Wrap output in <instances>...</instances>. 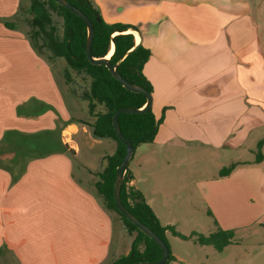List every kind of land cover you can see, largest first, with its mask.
Wrapping results in <instances>:
<instances>
[{
	"label": "crops",
	"instance_id": "0c3cea01",
	"mask_svg": "<svg viewBox=\"0 0 264 264\" xmlns=\"http://www.w3.org/2000/svg\"><path fill=\"white\" fill-rule=\"evenodd\" d=\"M130 1L135 20L103 18L137 27L129 32L151 51L144 74L161 122L154 141L134 152L129 184L162 225L175 229L176 219L162 223L161 215L174 193L190 192L189 179L205 177L199 161L206 153L227 159L210 180L196 182L201 202L203 193L210 196L214 217L223 218L211 233L235 232L222 252L214 249L223 254L215 264H264V159L256 162L264 141V0ZM19 6L20 0H0V142L19 133L52 140L44 154L19 160L0 154V264H107L116 259L114 218L86 184L92 175L78 162L91 161L71 144L80 128L70 120L52 66L25 32L4 22L13 21ZM184 165L193 173L180 180ZM188 201L199 208L195 195ZM172 254V264L183 260Z\"/></svg>",
	"mask_w": 264,
	"mask_h": 264
},
{
	"label": "trees",
	"instance_id": "16d2710c",
	"mask_svg": "<svg viewBox=\"0 0 264 264\" xmlns=\"http://www.w3.org/2000/svg\"><path fill=\"white\" fill-rule=\"evenodd\" d=\"M68 1L84 11L94 23L93 56L95 58L107 57L114 48L110 56L112 65H116L119 73L130 83L140 85L152 94V84L144 74V66L151 56V51L142 44H137L134 33L129 32L130 29L138 30L137 27L123 23H107L91 0ZM27 13L31 15L28 23L32 30L26 34L34 49L40 55L42 54L39 52V48L48 51L50 59L63 58L77 73L89 78L90 84L88 88H85L83 98L89 102L90 112L95 116V121L91 125L92 136L96 139H113L117 143L115 153L107 159L106 170L99 174L100 181L96 183L97 195L102 198L106 210L118 213L125 225L137 233L130 252L107 264L158 261L163 255L160 246L118 210L114 197L116 172L126 155V144L116 136L113 117L121 108H143L147 104L146 95L129 91L123 87L105 64L95 65L89 61L86 53L87 24L69 9L55 0H31ZM54 13L58 15V20L54 18ZM4 22L10 28L16 27L13 21L5 20ZM33 40L39 45L35 44ZM160 122L161 120L156 119L152 107L144 113H122L119 115L121 130L134 147L132 156L138 146L154 141ZM38 136L40 135H24L22 133L14 137L6 136L0 142V154L13 153L14 159L18 160L24 158V153L30 156L44 154V152L40 153L42 147L46 149L47 144L51 143L52 137ZM47 138L50 139L48 143ZM263 144L264 141L258 143L257 163L264 159ZM61 150L67 151L68 148L61 145ZM235 167V164L224 167L220 171V176H228ZM129 182L128 168L121 189V200L130 212L157 233L168 246V230L175 236L186 238L173 227L162 225L143 194L129 186ZM234 237L235 232L233 230L218 229L209 235L195 234L190 238L201 245H210L222 252L234 240ZM170 252L166 264L175 260L171 249Z\"/></svg>",
	"mask_w": 264,
	"mask_h": 264
},
{
	"label": "rangeland",
	"instance_id": "374dc122",
	"mask_svg": "<svg viewBox=\"0 0 264 264\" xmlns=\"http://www.w3.org/2000/svg\"><path fill=\"white\" fill-rule=\"evenodd\" d=\"M92 3L99 9L101 15L107 21H113L116 18L127 17L130 20H135L129 4L132 1L127 0H97L96 3L91 0ZM31 5V0H20V6L18 13L12 18L13 22L16 24L17 28L25 33H29L32 28L28 23L31 15L27 13ZM127 6L123 11L119 9ZM262 9L264 10V1L262 2ZM54 18L59 19L58 15L54 13ZM261 24V39L264 45V18L260 21ZM34 41V40H33ZM35 44L39 45L36 41ZM264 47V46H263ZM39 52L44 56L47 62L52 66L56 79L61 87L62 94L66 100L67 106L70 109V120L75 121L80 128L79 133L73 137L71 144L74 146L78 145V151L84 156L88 157L87 160H79L84 168L90 170L92 177L86 180V184L97 193V188L95 185L96 181L100 180L99 173L104 172L107 167V159L110 155H113L116 150L117 143L113 139H96L92 136L91 125L95 121V116L90 112L89 102L83 98L85 88H88L90 80L87 76L77 73L63 58L50 59L48 51L39 48ZM86 128V132L84 131ZM81 133V135H80ZM83 146V147H82ZM69 148V147H68ZM73 148H71L72 150ZM140 149L136 148V154H139ZM211 154L206 153V159L199 161V169L203 167L205 172V177L200 175L192 177L189 179V190L182 192H175L172 200L169 202L171 205L169 211L166 214L161 213L162 223H165L172 218H175V230L185 236L186 238H181L179 236H174L172 234L167 235V240L171 251L177 253L179 257L183 260L178 261V264H215L217 257H223V254L219 256L218 252H215L213 246H202L198 243L187 239L193 237L195 234L209 235L212 230H216L217 227L222 226L221 221L214 217L213 209L211 206L210 196H206L203 193L205 201L201 202V189L200 185H196V182L201 181L206 178L209 180L218 171L219 164L227 162V159H216V157H210ZM195 162V161H194ZM190 163H192L190 161ZM189 165V164H188ZM188 165H184L179 179L181 180L184 174H189L191 169H188ZM228 165L227 167H229ZM189 172V173H186ZM193 173V172H192ZM190 173V175H192ZM185 179V178H184ZM186 181V180H184ZM212 182V181H208ZM204 183L205 185L208 184ZM206 192V191H205ZM197 197L198 209H192L189 206V199L193 196ZM101 198V197H100ZM102 200V198H101ZM159 203V202H158ZM253 205L258 203L256 196H254V201L251 202ZM201 207V209H200ZM225 211H229L225 207ZM114 218L115 223V235H114V258H118L123 254L130 252L132 243L136 236V231H131L127 225L123 222L120 215L116 212H110ZM229 216V214L227 213ZM226 221L227 219L224 218ZM228 222V221H227ZM219 225V226H218ZM253 231H255L253 229ZM259 231V230H258ZM186 239V240H183ZM172 264V262L170 263Z\"/></svg>",
	"mask_w": 264,
	"mask_h": 264
},
{
	"label": "water",
	"instance_id": "95a60500",
	"mask_svg": "<svg viewBox=\"0 0 264 264\" xmlns=\"http://www.w3.org/2000/svg\"><path fill=\"white\" fill-rule=\"evenodd\" d=\"M55 1L60 5L69 9L72 13L82 18L84 22L87 24L88 37L86 43V53L89 61L95 65L105 64L106 67L109 69V71L122 84L123 87L135 93L145 94L147 97V104L143 108H133V107L121 108L115 113L113 117V126L115 129L116 136L118 139H120L126 144V155L122 163L117 168V172H116V178L114 183V197L118 210L124 216H126L133 224H135L143 233H145L147 236L153 239L160 246L163 252L162 258L159 259L158 261H153V262L144 261L134 264H166L171 254L170 248L167 245V243L157 233H155L148 225L140 221L132 212H130V210H128L125 207V205L122 203L121 200V189L127 174L129 162L132 158L134 147L132 142L124 136L121 130L119 124V115L122 113L135 114V113H144L148 111L152 107L153 96L144 87L134 83H130L128 80H126L117 70V66L112 65V63L110 62V57L95 58L92 54V46L95 38V26L91 18L84 11H82L80 8H78L68 0H55Z\"/></svg>",
	"mask_w": 264,
	"mask_h": 264
},
{
	"label": "built area",
	"instance_id": "2783aa9c",
	"mask_svg": "<svg viewBox=\"0 0 264 264\" xmlns=\"http://www.w3.org/2000/svg\"><path fill=\"white\" fill-rule=\"evenodd\" d=\"M63 138L66 140V142H70L71 141L70 136L67 133H63ZM129 186H131V185L129 184Z\"/></svg>",
	"mask_w": 264,
	"mask_h": 264
},
{
	"label": "bare ground",
	"instance_id": "6f19581e",
	"mask_svg": "<svg viewBox=\"0 0 264 264\" xmlns=\"http://www.w3.org/2000/svg\"><path fill=\"white\" fill-rule=\"evenodd\" d=\"M132 33H134V32H132ZM113 49H114V48H113ZM113 49H112V51H111L110 55H109V56H107V57H110V56H111V54L113 53Z\"/></svg>",
	"mask_w": 264,
	"mask_h": 264
}]
</instances>
